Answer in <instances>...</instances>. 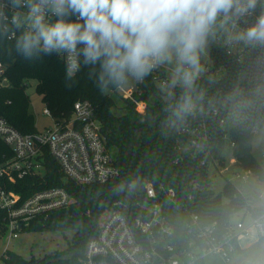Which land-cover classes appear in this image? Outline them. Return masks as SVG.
Segmentation results:
<instances>
[{
    "label": "trees",
    "instance_id": "obj_1",
    "mask_svg": "<svg viewBox=\"0 0 264 264\" xmlns=\"http://www.w3.org/2000/svg\"><path fill=\"white\" fill-rule=\"evenodd\" d=\"M207 49L211 67L196 81L197 92H203L204 99L200 109L181 123L173 122L169 104L175 103L182 90L173 89L175 98L169 99L167 92L155 85L152 73L144 79L143 93L137 94L147 100L146 110L140 112L131 100L121 99L124 103L118 106L117 96L101 94L88 76V67L82 66L68 87L66 66L60 55L53 53L27 61L0 48V60L8 64L11 81L9 87L0 89V116L23 133L39 130L26 93L30 79L37 80L36 90L57 120L69 119L75 101L88 99L95 106L106 145L120 168L119 175L106 182L78 183L65 177L57 160L46 150V169L42 174L27 175L9 186L23 198L47 187L66 188L72 196L69 205L32 218L24 229L72 230L69 247L38 258L8 250L0 264H82L86 243L98 233L102 215L119 207L134 218L146 199L148 183L157 188L163 184L176 191V199L167 200L166 206L179 242L187 236L188 211L197 213L204 223L217 220L224 224L244 207L254 213L263 210L262 205L251 206L229 180L223 190L228 200L224 201L220 193L209 187L208 176V162L222 158L223 138L228 133L230 142H235L233 154L237 163L264 178L263 166L252 152L254 130L264 126V73L258 81L248 73L249 63L262 49L254 47L241 61L227 54L214 37L209 38ZM238 110L242 111V119L227 132L220 119ZM3 153L8 154L9 148L0 138V154ZM195 183L201 187H195ZM190 195L193 199H189ZM196 264L205 263L200 259Z\"/></svg>",
    "mask_w": 264,
    "mask_h": 264
},
{
    "label": "built area",
    "instance_id": "obj_2",
    "mask_svg": "<svg viewBox=\"0 0 264 264\" xmlns=\"http://www.w3.org/2000/svg\"><path fill=\"white\" fill-rule=\"evenodd\" d=\"M259 12L258 7L252 16L239 21L238 28L250 26L247 21H254ZM236 30L230 25L218 28L214 39L224 46L227 54L241 61L254 47L234 41L230 43ZM261 49L260 54L264 55V47ZM60 58L65 64L64 57L60 55ZM210 67H204L205 71ZM7 69L8 64L0 60V89L11 85ZM152 76L159 88L169 79L165 66L155 69ZM144 81H131L125 89L109 93L133 101L136 109L144 112L147 100L137 96L143 93ZM43 112L53 117L46 105ZM224 122L225 118L222 117L220 124ZM0 138L9 148L8 154H0V230L8 233L2 255L10 250V241L19 236V231L26 228L32 218L72 202L71 194L63 186L39 189L25 198L10 188V183L45 171L46 150L57 160L65 177L78 183H103L120 173L102 135L95 106L88 99L75 101L69 119L54 118L52 126L32 133L21 132L0 116ZM230 143L235 146V142ZM211 162L217 165L224 163L223 158H212L208 165ZM237 165L241 171H236L235 175L244 182L249 180L251 173L255 174L251 169ZM261 165L264 169V160ZM194 186L201 187L199 183ZM238 191L243 194L241 190ZM175 199L174 188L163 184L157 188L148 183L146 199L141 202L140 212L134 218L119 207L107 211L98 233L86 243L82 264H196L209 255H219L227 262L238 250L240 237L251 233L264 237V206L258 213L244 207L237 223L232 221L234 213L224 224L217 220L204 223L197 213L188 211L187 236L181 237L179 242L166 206L167 200ZM189 199H193V196L190 195ZM247 213L251 215L249 224L244 222Z\"/></svg>",
    "mask_w": 264,
    "mask_h": 264
},
{
    "label": "clouds",
    "instance_id": "obj_3",
    "mask_svg": "<svg viewBox=\"0 0 264 264\" xmlns=\"http://www.w3.org/2000/svg\"><path fill=\"white\" fill-rule=\"evenodd\" d=\"M258 7L254 22L239 29ZM229 25L237 29L230 43L264 47V0H0V48L8 55H61L68 87L85 66L103 95L169 66L161 88L169 99L182 90L169 104L173 122L181 123L204 99L196 81L209 38Z\"/></svg>",
    "mask_w": 264,
    "mask_h": 264
},
{
    "label": "rangeland",
    "instance_id": "obj_4",
    "mask_svg": "<svg viewBox=\"0 0 264 264\" xmlns=\"http://www.w3.org/2000/svg\"><path fill=\"white\" fill-rule=\"evenodd\" d=\"M201 63L204 67L210 66L212 60L208 49L201 56ZM167 69V76H170V67L165 66ZM37 80L30 79L27 83L26 93L30 100V111L35 116V124L39 130L54 124V118L43 112L45 104L41 99V95L36 90ZM118 106L123 105L120 97H116ZM242 111H234L224 116L225 122L222 127L227 132L229 129L241 121ZM182 146H187V143L181 142ZM223 165H217L214 162L209 164L208 176L209 187L216 193L221 194L224 201L228 197L224 193L225 183L229 180L235 187L242 191L247 197L248 203L251 206L264 205V178L256 174H250L249 180L244 182L235 175L236 171H241L237 165V159L233 154V146L230 143L229 134L223 138ZM111 156L114 157L112 150L108 149ZM252 152L255 158L261 163L264 160V126L256 127L253 135ZM242 211L234 214L232 221L237 223L241 217ZM245 224L251 222V215L247 213L244 218ZM7 231L0 230V260H2V253L8 242ZM73 235L72 230H28L22 229L19 231V236L14 238L9 243L10 250L23 255L26 258L32 256L43 257L46 254H52L55 251H63L69 247V241ZM239 242L241 248L236 250L231 256L229 261H225L219 255H209L204 259L205 264H264V237H255L253 235L247 237H240Z\"/></svg>",
    "mask_w": 264,
    "mask_h": 264
},
{
    "label": "water",
    "instance_id": "obj_5",
    "mask_svg": "<svg viewBox=\"0 0 264 264\" xmlns=\"http://www.w3.org/2000/svg\"><path fill=\"white\" fill-rule=\"evenodd\" d=\"M249 24L254 21H247ZM264 70V55L258 54L248 65V73L251 74L256 81L259 80L260 75ZM106 216V212L102 215L101 220Z\"/></svg>",
    "mask_w": 264,
    "mask_h": 264
},
{
    "label": "crops",
    "instance_id": "obj_6",
    "mask_svg": "<svg viewBox=\"0 0 264 264\" xmlns=\"http://www.w3.org/2000/svg\"><path fill=\"white\" fill-rule=\"evenodd\" d=\"M260 205H262V204H260ZM262 206H264V205H262ZM251 235L256 237V235L254 233H251L250 235H247V236H251ZM247 236H242V237H247ZM241 248H243V247H241L240 242H239V248L238 249L240 250Z\"/></svg>",
    "mask_w": 264,
    "mask_h": 264
}]
</instances>
